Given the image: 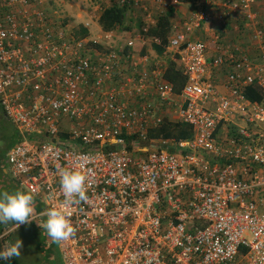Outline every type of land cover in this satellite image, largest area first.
Here are the masks:
<instances>
[{
  "label": "built area",
  "instance_id": "2783aa9c",
  "mask_svg": "<svg viewBox=\"0 0 264 264\" xmlns=\"http://www.w3.org/2000/svg\"><path fill=\"white\" fill-rule=\"evenodd\" d=\"M259 2L208 0L169 37L165 53L187 78L177 93L158 58L148 68V56L88 48L46 0H0V107L21 136L6 155L11 177L41 213L64 200L58 164L82 169L90 185L87 202L68 209L75 234L59 243L64 264H264V98L246 94H264ZM213 19L242 25L258 54L219 31L213 46L189 37ZM165 120L196 133L151 141Z\"/></svg>",
  "mask_w": 264,
  "mask_h": 264
},
{
  "label": "trees",
  "instance_id": "16d2710c",
  "mask_svg": "<svg viewBox=\"0 0 264 264\" xmlns=\"http://www.w3.org/2000/svg\"><path fill=\"white\" fill-rule=\"evenodd\" d=\"M196 0H180V2H195ZM133 2H136V0H128L127 2L121 3L120 0H113L111 5L107 8H104L103 11L101 12V15L99 17V23L105 32H112L116 31L117 29H122V28H127L130 29L128 26H126L125 22H127V19L129 17V10L132 9L130 4ZM174 8V6H172ZM172 7L166 10H170ZM170 12H166L165 14L160 15L157 20L155 25H148V27L144 28L145 24L143 22L142 18H138V21L141 22L139 26L142 28L140 29L141 36L145 38L146 40L148 38H158L160 42L157 44H153L155 50L159 54H163L165 52V48L168 45L169 42V37L171 36L173 25L170 20ZM66 24V22H64ZM126 26V27H125ZM74 35L77 37L84 38L85 44L88 48H95L98 50H104L103 46L90 39V30L84 26L80 25L79 30H76V32H73ZM144 39L141 40V42H135L133 44V49L135 51L139 50L140 47L144 46L143 53H145V50L147 48V43L143 42ZM139 44V45H138ZM122 45V44H121ZM130 47L125 46L124 48H118V50L123 51L125 54L130 53L129 51ZM140 51V50H139ZM165 78L170 80L171 82L174 83L175 85V91L179 93L183 86L186 84L187 78L186 76L182 73L181 69L177 68V63L170 59L168 61V66L166 68L165 72ZM247 96L252 99V100H262L264 98L263 91L258 88V87H249L246 90ZM1 108V107H0ZM3 118L6 123L11 125V130H9L6 127H3V125L0 123V138L5 140V147H0V154H2L0 157H2L6 162V165L4 162H0V191L5 188V183L3 180H6L7 178L10 180L11 178L4 173V169L7 167V159L6 155L9 152V150L21 140V136L19 135L16 127L13 125V123L5 116L4 112H2ZM9 133H14V141L9 142L8 137L4 135H9ZM196 133V127L193 124H189L186 122H180V121H174V120H165L164 123L161 126H157L155 128H152L149 131V139L152 140H183V139H189L192 138ZM32 138V137H31ZM136 140V138H129V146L128 148L131 149L132 143ZM166 148V146H163ZM170 151H176V148L173 146L167 147ZM5 174V176H4ZM5 179H3V177ZM7 177V178H6ZM12 182L15 183L13 179H11ZM10 183V182H8ZM19 185L18 183H16ZM13 186V185H12ZM14 189H11V192ZM34 207H35V212L37 213L38 210L41 209L40 204L34 200ZM9 226H13L14 224H8V225H0V234ZM13 231V230H12ZM12 231L9 234V239L12 236ZM2 246V241H0V248ZM51 253H47V255L43 258V262L39 260L31 261V262H26L22 260L20 257L19 258H13L10 261V264H50L51 263ZM3 264H8L7 261H4Z\"/></svg>",
  "mask_w": 264,
  "mask_h": 264
},
{
  "label": "rangeland",
  "instance_id": "374dc122",
  "mask_svg": "<svg viewBox=\"0 0 264 264\" xmlns=\"http://www.w3.org/2000/svg\"><path fill=\"white\" fill-rule=\"evenodd\" d=\"M112 2L113 0H46V6L49 12L57 13L56 15L58 16V19H57L58 23L65 26L69 32H72V33L76 32V30H79L80 25L86 26L87 23H90L89 26L87 27L89 30L91 29L90 38L97 39L99 41L98 43H100L104 47L103 49L106 50L112 47L114 49H118L120 48V46L123 47V45L121 44L123 43L125 39L124 35L131 36V34L129 33L126 34L122 32L121 30L120 31L116 30V31H113L114 33L113 37L109 40L105 39L106 37H99L101 33L100 27L97 25L98 26V30H97L96 25L92 24L93 21H95L93 20L95 19L94 16H96L94 13L97 12V15L99 16L100 13L103 11V9L109 7ZM151 3L155 6V2H153L152 0H136V2H133L132 4H130L131 6L133 5L134 6L132 7L131 10H129V14H128L129 20L125 22L126 23L125 25L126 26L128 25L130 29H136L135 33H140V29L142 27L139 26L138 24L136 25L134 23L133 18L136 16L137 21H138V18L144 19L145 10L143 8V5H149ZM211 8L208 6L207 9H211ZM261 14L264 17V9L261 11ZM64 22H66V24H64ZM218 28L220 29V27ZM219 32H221V30ZM244 32L245 33L241 34L240 36L243 39H248L247 32L246 31ZM227 35H228L227 37L223 35L224 40L232 44L231 40L234 39V37L232 38L230 36L232 35L230 34V32ZM241 37H238V38H241ZM236 42L240 43L238 40ZM241 44L244 47H246L245 50H247V52H249L252 56H256L258 54L255 46L250 40H247V42H242ZM151 45H152L151 42L147 43L148 48H150ZM224 73L225 71L223 72V75ZM2 112L3 110L2 108H0V123L3 125V127H6L9 130H11L12 129L11 125L5 122ZM168 114L170 117H173L172 111H168ZM14 135H15L14 133H9V135H4V136H7L9 142H12L14 141L13 139ZM5 145H6L5 140L0 138V147H5ZM147 148L148 149L160 148V145H158L157 142H149L147 143ZM137 154L139 153H135V155ZM1 155L2 154H0V156ZM0 162L5 163L6 161L2 157H0ZM4 176H2L3 179H5ZM3 181L5 183V188L2 189V191L11 192V189H14L13 191H15L16 189L22 188L20 187V185H17L16 182L15 183L12 182L11 179L9 180L7 178L6 180H3ZM34 218L36 221H33L31 224L21 225L19 228H17V226L13 227L12 236L10 237L9 240L11 242H14L17 239H21L23 241V247L21 249L20 258L26 262H31L35 260H39L43 262V258L47 255V253H51L50 255L51 263L50 264H64L60 250H59V243L54 242L50 237H48L47 233L44 232L43 229L40 228L37 224V223H42L46 219V217H40L39 215H35Z\"/></svg>",
  "mask_w": 264,
  "mask_h": 264
},
{
  "label": "clouds",
  "instance_id": "9594fccd",
  "mask_svg": "<svg viewBox=\"0 0 264 264\" xmlns=\"http://www.w3.org/2000/svg\"><path fill=\"white\" fill-rule=\"evenodd\" d=\"M241 46L246 48L242 44ZM57 170L64 200L58 206H52L42 212L41 215L46 219L37 224L54 242L61 243L75 234L68 209L74 204L87 202L89 199L87 192L90 185L87 184V176L82 169L62 167L58 164ZM34 212V195L32 192L22 188L12 192L0 191V225L14 224L19 228L21 225L31 224L36 221ZM22 247L23 241L21 239L6 244L0 248V261H7L10 264L13 258L21 256Z\"/></svg>",
  "mask_w": 264,
  "mask_h": 264
},
{
  "label": "crops",
  "instance_id": "0c3cea01",
  "mask_svg": "<svg viewBox=\"0 0 264 264\" xmlns=\"http://www.w3.org/2000/svg\"><path fill=\"white\" fill-rule=\"evenodd\" d=\"M208 0H203V4L201 6H198L196 5V2H181L180 4H178L177 6H175L174 8L172 7L169 11L168 10H162L156 6H154L152 3L149 4V5H143V8L145 10V18L143 19V22L145 24L144 27H148V25L152 26V25H155L156 23V20L157 18L162 15V14H165L166 12H170V20L172 22V25H173V29H172V33L171 35H174L179 29L182 28L183 26V23L184 21L190 16L193 14V12L197 11V12H204L205 10H207L209 4L207 3ZM260 2L257 4V10L259 12H261L263 9H264V0H259ZM150 6V8H149ZM96 16L95 21H91V23L93 25H96V28L98 30V26L100 27L101 29V33L99 36H103L106 32L102 30V27L101 25L98 23L99 21V17L101 15L98 16L97 15V12L94 13ZM134 23L137 25H139L141 22L137 21V17L135 16L134 18ZM129 20V18L127 19V21ZM214 20V21H213ZM212 21L208 22V23H205L204 25H202V27L200 28H196L194 29L191 34L189 35V37L191 39H194V40H206L210 46H213V42H212V39H213V35L214 33L218 32L221 30V34L222 36H228L227 34H232L230 35L232 38L234 37V39H232V43H236V41L238 40L240 43L242 42H247V40H249V37L248 39H243L240 35L245 33V29L242 27V25L240 26V31H237L234 29V21H228L226 22V24H228L226 27L223 26V22L222 21H219L217 19H213ZM88 21V20H87ZM98 25V26H97ZM128 26V25H127ZM220 27V29L218 28ZM118 31H122L126 34H131V36H128V35H124L125 38L128 40V41H131V40H134L136 43L139 41L141 42L142 39L143 42L145 43H152L153 42V38H148L147 40L145 38H143L141 36V32L140 33H135V30L136 29H126V28H122V29H117ZM91 31V29H90ZM93 32V31H92ZM224 32V33H223ZM113 33V31H112ZM92 34V33H91ZM114 34V33H113ZM238 37H241V38H238ZM224 38V37H223ZM228 44H231L229 43L228 41H226ZM155 44V43H154ZM120 45V44H119ZM139 45V44H138ZM126 45H123V48L125 47ZM121 48V46H120ZM149 49V50H148ZM140 50V51H139ZM139 50L135 51L133 49V47H130L129 51L134 53L135 55H140L142 57L144 56H148L150 57V60H148V64H147V67L148 68H151V66L153 65V62L155 61V59H159L161 61V64L167 68L168 66V61L170 59H172L171 55H168L166 54L165 52H163V54H159L153 44L151 45L150 48L147 47V49L145 50V53H143V50H144V46L140 47ZM148 50V51H147ZM155 58V59H154ZM173 60V59H172ZM174 61V60H173ZM177 63V62H176ZM177 68H179V64L177 63ZM182 100V99H181ZM8 169V164H7V167L4 169V172L5 170ZM35 202V201H34ZM35 209V207H34ZM36 211V210H35ZM35 215H39L40 217H44L41 215V209L36 212H34V216ZM15 226V225H14Z\"/></svg>",
  "mask_w": 264,
  "mask_h": 264
},
{
  "label": "water",
  "instance_id": "95a60500",
  "mask_svg": "<svg viewBox=\"0 0 264 264\" xmlns=\"http://www.w3.org/2000/svg\"><path fill=\"white\" fill-rule=\"evenodd\" d=\"M5 173L12 179L11 174L8 169L5 170Z\"/></svg>",
  "mask_w": 264,
  "mask_h": 264
}]
</instances>
